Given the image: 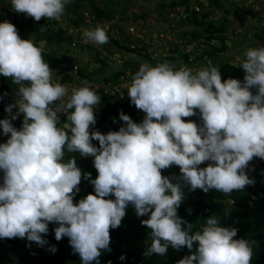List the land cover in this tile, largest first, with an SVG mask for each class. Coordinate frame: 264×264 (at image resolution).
<instances>
[{
  "label": "clouds",
  "instance_id": "clouds-1",
  "mask_svg": "<svg viewBox=\"0 0 264 264\" xmlns=\"http://www.w3.org/2000/svg\"><path fill=\"white\" fill-rule=\"evenodd\" d=\"M69 3L11 0L14 12L37 22L60 21ZM83 38L95 45L109 42L100 26L85 29ZM43 51L21 39L12 23H0V76L19 85V98L5 108L9 118L0 120L3 135L10 134L0 144V239L26 238L42 247L49 224L55 223V239L68 237L81 264H100L102 250L111 251L110 230L121 226L131 204L138 217L150 214L141 221L151 230L145 256L187 248L191 255L177 264H251L254 241L234 239L238 230L221 226L215 215L193 232L178 209L185 186L229 195L255 183L246 169L254 158L264 160V47L248 48L243 60L236 57L243 82L222 80L211 61L195 72L170 62L141 64L127 93L146 116L137 124L121 112L126 126L106 135L91 131L101 96L88 87L73 88L69 96L67 85L52 82ZM197 110L202 124L185 122ZM20 114L18 130L12 121ZM58 114L68 123L61 126ZM66 153L94 157L97 178L82 173L75 157L65 163ZM205 162L210 163L201 168ZM173 165L181 175L163 176L162 170ZM82 179L90 180L95 194L74 204ZM110 196L115 199H106Z\"/></svg>",
  "mask_w": 264,
  "mask_h": 264
},
{
  "label": "rangeland",
  "instance_id": "rangeland-1",
  "mask_svg": "<svg viewBox=\"0 0 264 264\" xmlns=\"http://www.w3.org/2000/svg\"><path fill=\"white\" fill-rule=\"evenodd\" d=\"M173 1L174 0H71V3H69L70 10H79L80 12L89 11L91 15L95 17V19H93L94 23H97V25L88 24L82 19L79 21L78 25H76L77 27L81 28L83 31L85 29H95L97 26L103 27L104 29L110 27V31L106 33H108L111 38L119 40L124 46L141 49V56L137 55V53H127L111 42L103 45H95L90 42L89 44H84L82 40H78L77 46L73 47L69 38H66L60 46L50 44L46 42L44 33L46 30L56 29L54 24L56 20L42 18L37 22L33 18L28 17L34 29H37V31L30 30L29 25L23 20V14L16 13L12 10L11 0H0V23L4 21L12 23L16 26L21 39L32 40L35 46L44 49L43 53L52 54L55 57L58 70L52 73V82L67 85L69 96L71 95L69 85L79 82V70L74 69L75 65H77L79 69L95 73L93 78L95 83L100 87L105 85L109 91H112L122 80H115L114 75L121 71L128 70V68L132 67L134 64H143L147 62L154 67L159 63L170 62L178 68H188L189 66L186 64V59L182 56L188 54L189 61L193 63V69L198 71L207 67L209 61L216 67L224 61L238 65L240 62L236 61V57L240 56L241 60H243L244 53L248 48H262L257 38L260 35H264V0H190L192 4H198L201 8V12L194 16L193 20H190V18H188V20L182 19L180 15H176L174 18L169 15L167 18V12H163L162 5L165 4L166 10L174 14V8L170 10ZM92 4L105 11L110 17V21L100 19L94 14L91 7ZM78 7L79 9H77ZM238 9H251L255 16H248L242 25L235 14ZM66 12L65 10L63 16ZM207 13L210 16L209 19L205 20L203 25L198 26L196 20H201L202 15ZM68 15L73 16V13L70 12ZM138 17L153 19L155 21V26L138 29L135 33H131L129 26L132 25ZM164 18L167 19L165 20ZM42 21H45L47 24L42 25ZM211 22L217 28H222L225 31V33L214 32L212 37L224 36L227 46L225 52H217L212 57L207 56L205 53L211 51L212 47H217V49H219L222 47L223 43L216 39L210 40L211 42L208 43V38L204 29L209 27ZM162 31L168 35H173L179 43L164 47L163 41L159 39L160 32ZM175 48H179V50L173 53L172 51H175ZM144 49H147V52L153 58L152 60H148L147 56L144 55ZM101 69L103 70L102 74L99 73ZM59 72H61V74ZM66 76H71L72 79L74 77L75 81L68 83V77ZM103 78H108L109 83L105 84L102 80ZM121 78L129 79L131 77L126 78L122 76ZM7 79L12 80L11 78L0 76V83ZM128 88L129 87L117 90L114 95H118V97L122 98L128 94ZM252 91L253 94H255V90ZM97 95L101 96V101L94 109L95 113L100 112L102 105H104L105 97L114 96L111 93L108 95L97 93ZM7 99L11 100V104L16 102V98L11 96H7ZM65 99H68V97H65ZM111 103H115V101L112 100ZM14 110L13 114H16L18 109ZM119 112L126 114L125 109H120ZM138 113L143 120L146 114L141 110H138ZM3 116L9 118L8 113H4ZM22 120L23 114H20L18 119L14 120V122H21ZM118 123L121 126L125 124L123 121L119 120V116ZM208 163L210 162H205L202 164V167H207ZM257 163V160L254 161L249 165L248 169H246L249 178L255 181L253 185H249L255 193L264 189V171L258 170ZM175 173H177V171ZM26 256L29 260L33 258V254L29 251L26 253ZM177 261L178 260L174 257L166 259L162 264H177ZM0 264H14L3 242H0Z\"/></svg>",
  "mask_w": 264,
  "mask_h": 264
},
{
  "label": "trees",
  "instance_id": "trees-1",
  "mask_svg": "<svg viewBox=\"0 0 264 264\" xmlns=\"http://www.w3.org/2000/svg\"><path fill=\"white\" fill-rule=\"evenodd\" d=\"M190 0H174L171 4L170 10L176 6H186L188 12L191 11ZM94 14H96L100 19H105L110 21V17L106 14L105 11L99 9L95 5H91ZM163 12H167V18L171 14L166 10V5H162ZM79 9V7L77 8ZM67 12L63 16L65 19H68L73 24L78 25L79 21L82 20V13L79 10H70V5L68 4L65 9ZM70 12L73 13V16L68 15ZM236 16L238 17L240 23L243 25L248 16H255L254 12L251 9H238L236 11ZM198 15L195 11L190 12V20H193V17ZM209 14H203L201 20H196L198 26L203 25L205 20L209 19ZM167 18H164L165 20ZM23 20L29 25L30 30H35L31 21L29 20L26 14H23ZM189 20V22H190ZM194 23V22H193ZM42 25H46L45 21L41 22ZM56 25V22L54 21ZM195 24V23H194ZM204 32L208 38V43L210 40L216 39L223 43L222 47L217 49V47H212L211 51H207V56H214L217 52L223 53L227 50L225 44V37H212L214 32L225 33L224 29L217 28L212 22L209 24V27L204 29ZM45 40L50 44L60 46L67 37L57 27L55 30L49 29L45 31ZM108 35V33H107ZM109 42L115 44L120 49L126 51L127 53H137L141 56L142 50L136 47L124 46L119 40L113 39L108 35ZM258 42L264 47V35L258 36ZM179 48H175L173 53L177 52ZM144 55L147 56L148 60H152V56L147 52V49H144ZM186 59V64L193 69V63L189 60V55H182ZM204 58V55H203ZM43 59L46 63L49 64L53 72L58 70V64L55 57L52 54L43 53ZM174 60V59H172ZM213 65V64H212ZM141 64H134L132 67L128 68L126 71H121L114 75L115 80H133L135 73L139 70ZM188 67V68H189ZM177 69H179L176 66ZM218 68L221 71L222 80H227L229 78L238 79L241 82L244 80L245 73L240 68V64L234 65L227 61L221 62L218 65ZM195 71V69H193ZM103 70L99 71L102 74ZM61 74V72H59ZM79 83L82 80L94 81L95 73L87 72L86 70L79 69ZM130 74V75H128ZM131 77L129 79H123L121 77ZM68 77V83L75 81L71 76ZM105 84L109 83L108 78L102 79ZM19 90V85H16L12 80L7 79L0 83V96H3V99L0 100V120H3L2 117L5 112L7 105L11 104V100L7 99V96L13 98H19L16 96V93ZM255 90V89H253ZM103 92V91H102ZM7 93L5 96L4 94ZM115 103H111V101ZM104 105H102L100 112L95 113L97 123L91 127V131H99L101 134H108L111 131H119L122 126L118 123V116L120 115L119 110L125 109L126 115H129L132 120L139 124L142 123L141 117L138 115V110L134 105L131 104L128 94L122 98L115 95L113 97H105ZM13 109V113H14ZM60 115L61 126L68 123L66 116L64 114ZM115 120V122H114ZM189 120L196 122L197 124H202L199 112L197 110V115L185 118V122ZM13 126L18 130L22 126V122L12 121ZM10 135V134H9ZM7 140L0 139V144L6 143ZM93 144L96 147H99L98 141H93ZM72 157L77 159V166L82 170V173H91V179L94 180L98 176V172L94 167V157L84 158L78 153H66L64 162L67 163ZM258 161L257 167L258 170L264 171V160L260 158H254L250 163ZM201 168L202 165L200 166ZM177 171V173H175ZM162 175L167 177H179L181 175L180 169L178 166L173 165L167 170H162ZM3 173L0 172V184H2ZM90 181V180H89ZM173 183L176 180L172 181ZM185 199H188V202H183L178 209V215L188 223L193 224V232L201 230L202 227L206 224V220L215 215L221 222V226L228 228L237 229V236L234 239H246L249 241H254L253 246V259L251 264H264V189L259 190L255 193L250 186H246L244 190L234 191L229 195H225L221 192L216 191L215 189L210 190L208 193L203 192L200 189L192 191L190 186L183 187ZM80 199L74 198V204L78 203ZM233 201L234 204L231 205ZM150 218L149 216L138 217L135 212L134 206L131 204L126 209V216L121 222V226L117 229L110 230L111 251H103L102 255L99 258L100 264H162L166 259L176 258L177 260L182 259L186 255H191L187 248H183L180 251H176L171 247L168 250L167 255L159 256L157 254H152L151 256H145L144 253L147 251L150 246V229L146 226H143L141 221ZM59 225L55 223L49 224V232L47 235L43 236L48 243L44 246H39L35 242H30L26 238H14V239H0V242H3L5 247L8 249L9 256L12 258L14 264H81V258L79 254H74L73 249L70 246L69 238L64 237L62 240L57 241L55 239L54 229ZM186 227V225H184ZM23 243V244H21ZM11 245V247H10ZM55 246L57 249L55 252L51 251V248ZM195 248V245H194ZM33 254L32 260H29L26 256L27 252ZM49 254V255H48ZM125 257L124 260H121L120 257ZM50 257V258H49ZM34 262V263H30ZM95 264V262H93Z\"/></svg>",
  "mask_w": 264,
  "mask_h": 264
},
{
  "label": "built area",
  "instance_id": "built-area-1",
  "mask_svg": "<svg viewBox=\"0 0 264 264\" xmlns=\"http://www.w3.org/2000/svg\"><path fill=\"white\" fill-rule=\"evenodd\" d=\"M200 1V0H199ZM190 8H191V11H195L196 13H200L201 12V8L200 6L195 5V4H192V1H190ZM174 14H170L171 17H176V15H180V17L182 19H187L190 17V12L187 11L186 9V6H176L174 7ZM82 19L88 23V24H96L97 23H94V20L95 17H93L91 15V13L89 11H84L82 13ZM56 22V28L58 27L59 30H61L63 33H65L67 35V37L69 38L70 42H71V45L73 47H76L77 46V41L78 40H82V42L84 44H89V42H85L84 38H83V30L79 27H77L75 24H73L71 21H69L68 19H65L63 16L61 18L60 21H55ZM167 22V21H166ZM155 26V21L153 19H149V18H141V17H138V19L135 20V22L130 25V32L131 33H135L138 29H144V28H147V27H154ZM106 32L110 31V27H106L105 29ZM159 39L160 41H163V45L164 47H167L169 45H173V44H178L179 41L177 39H175V37L173 35H168L167 33L165 32H160V35H159ZM162 45V44H161ZM74 69L75 70H79V67L77 65L74 66ZM124 82H127V83H124ZM132 81H121L120 83H118V85H116L114 87V90L112 91H109L105 85L100 87L98 84L95 83V81H88V80H82L81 83L79 82H75V83H72L69 85V89H70V93H71V90L73 88H81V87H88L90 90H93L95 91L96 93H103L105 95H108L109 93L111 94H115V91L117 90H121L122 88H127L131 85ZM75 84V85H73ZM75 86V87H73ZM103 91V92H102ZM115 96V95H114ZM4 119H6L4 116H2ZM23 122V120L21 121ZM10 138V135L8 136H5L3 135V131H2V128H0V139H9ZM79 188H80V192L75 196V198L77 199H83V198H86V196L88 194H95L94 193V187L93 185L90 183L89 180H84L82 179L81 181V184L79 185ZM106 199H115L114 196H110V197H107ZM183 202H188V199H184ZM231 202V205L234 204L233 201H230ZM125 262V260L123 261ZM142 264V263H140Z\"/></svg>",
  "mask_w": 264,
  "mask_h": 264
}]
</instances>
